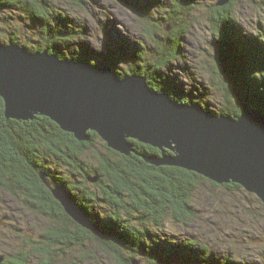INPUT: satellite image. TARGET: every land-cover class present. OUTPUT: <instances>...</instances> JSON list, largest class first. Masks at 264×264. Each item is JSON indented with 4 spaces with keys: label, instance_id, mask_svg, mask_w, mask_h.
Listing matches in <instances>:
<instances>
[{
    "label": "trees",
    "instance_id": "1",
    "mask_svg": "<svg viewBox=\"0 0 264 264\" xmlns=\"http://www.w3.org/2000/svg\"><path fill=\"white\" fill-rule=\"evenodd\" d=\"M235 2L229 0L224 5L215 2L208 17L217 39L215 73L219 82L213 78L211 84L217 85L220 94L218 107L169 88L163 70L180 55L186 28L182 23L196 8L194 0H169L167 4L148 0L136 13L149 44L135 45L128 54L119 50V55L110 52L111 62L107 64L119 77L140 74L152 89L167 92L178 102L197 104L214 114L238 116L242 102L264 114V23L257 21L252 29L242 30L236 20ZM51 3L50 0H0V12L18 11L25 16H18L19 20L37 29L40 40L35 46L21 44L28 51L46 49L60 58L84 59L93 64L88 55L79 53L73 46V40L82 33L74 24L75 19ZM85 3L86 0H73L79 7ZM9 41L19 44L12 35ZM0 42L3 43L1 38ZM65 46L70 47L69 51ZM80 46L82 51H87L85 44ZM118 59L126 63L124 69L117 63ZM88 134V140L79 141L39 114L29 120L6 118L0 97V190L30 210L57 220L55 226L42 234L48 246L2 255L0 264H30L33 255H43L37 264H49L50 245L74 242L81 245L85 238L108 253L113 264H245L237 261L230 251L214 254L209 245L194 238L158 233L168 221L183 224L184 229L192 222L201 221L193 199L198 180H207L205 177L181 167L145 162L140 154L160 153L149 144L130 139L135 151L124 155L109 148L94 131ZM96 139L108 155L96 154L91 149ZM88 152L94 161L89 160ZM93 177L97 179L90 180ZM57 185L70 193L99 234L70 219L51 192ZM222 186L242 188L236 183ZM100 211L104 213L101 218ZM71 225L76 229L74 233L68 228Z\"/></svg>",
    "mask_w": 264,
    "mask_h": 264
},
{
    "label": "water",
    "instance_id": "2",
    "mask_svg": "<svg viewBox=\"0 0 264 264\" xmlns=\"http://www.w3.org/2000/svg\"><path fill=\"white\" fill-rule=\"evenodd\" d=\"M0 97L6 118L44 115L79 141L94 131L124 155L135 151L130 139L137 140L160 151L140 154L145 162L239 184L264 204V114L244 102L238 116L214 114L152 89L140 74L119 77L107 63L28 51L13 41L0 42ZM51 192L72 220L99 234L65 188Z\"/></svg>",
    "mask_w": 264,
    "mask_h": 264
},
{
    "label": "rangeland",
    "instance_id": "3",
    "mask_svg": "<svg viewBox=\"0 0 264 264\" xmlns=\"http://www.w3.org/2000/svg\"><path fill=\"white\" fill-rule=\"evenodd\" d=\"M50 2L59 11H64L75 19L74 24L82 33L73 40V46L79 53L88 55L94 64L111 62L110 52L119 55V51H124L128 54L135 45L149 44L142 34L143 26L136 13L148 0H86L83 7L73 4V0ZM160 2L167 4L169 0ZM194 2L196 8L192 9V13L182 23L186 28L182 35L180 55L163 70L169 88L183 96H191L195 101L218 107L221 103L220 94L215 88L217 85L211 84L213 78L219 82L215 73L217 39L208 18L212 13L211 6L217 0ZM235 10L237 23L242 30L252 29L257 21L264 23V0H236ZM18 16L24 15L18 11L0 12L1 40L6 43L12 35L20 45L35 46L40 40L37 29L30 26V23L19 20ZM82 44L87 46V51L81 50ZM64 49L69 51L70 47L65 46ZM71 49L74 50L72 46ZM117 63L122 69L126 67V63L119 59ZM94 142L91 149L96 154L108 155L98 139ZM86 155L89 160L94 161L90 152ZM208 180H198L193 199L201 221L192 222L187 229H184L183 224L168 221L157 232L194 238L209 245L214 254L222 255L230 251L240 263L264 264L263 203L243 188L222 186L228 183H217L215 186ZM99 216L103 217L104 213L100 211ZM56 221L30 210L20 200L0 190V255L29 252L32 247L38 246L45 248L48 242L45 243L46 236L42 234L47 233L49 226H55ZM68 228L71 233L76 231L72 225ZM83 240L81 245L75 242L50 245L49 264H113L112 257L97 243L87 238ZM42 257L43 255L31 256L30 264H37Z\"/></svg>",
    "mask_w": 264,
    "mask_h": 264
},
{
    "label": "flooded vegetation",
    "instance_id": "4",
    "mask_svg": "<svg viewBox=\"0 0 264 264\" xmlns=\"http://www.w3.org/2000/svg\"><path fill=\"white\" fill-rule=\"evenodd\" d=\"M63 208V207H62ZM64 210V209H63ZM57 211H60L59 209L57 210ZM65 212V211H64ZM54 219V218H53ZM71 219V218H70ZM72 220V219H71ZM74 221V220H73ZM75 222V221H74ZM50 227V226H49ZM47 242V239H46V241H45V243Z\"/></svg>",
    "mask_w": 264,
    "mask_h": 264
}]
</instances>
